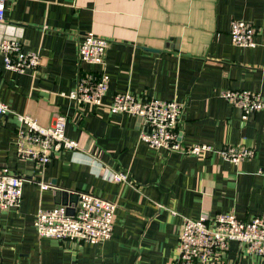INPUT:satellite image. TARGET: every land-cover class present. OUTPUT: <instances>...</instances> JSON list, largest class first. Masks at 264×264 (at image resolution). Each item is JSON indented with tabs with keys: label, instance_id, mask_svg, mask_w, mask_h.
Returning a JSON list of instances; mask_svg holds the SVG:
<instances>
[{
	"label": "crops",
	"instance_id": "crops-1",
	"mask_svg": "<svg viewBox=\"0 0 264 264\" xmlns=\"http://www.w3.org/2000/svg\"><path fill=\"white\" fill-rule=\"evenodd\" d=\"M233 19L251 21L256 45L230 36ZM93 32L109 40L104 64L79 57V43ZM15 38L41 64L7 68L0 50V172L25 179L19 205L0 210V264H179L185 217L234 212L264 215V109L243 111L222 96L227 89L264 95V0H9L0 41ZM110 76L103 103L69 96L82 76ZM178 100L183 145H247L241 162L218 152L186 154L154 148L140 139L141 118L115 113L118 92ZM44 126L57 114L78 149L56 151L47 165L17 155V114ZM114 171L129 181L119 182ZM52 187L43 189L41 183ZM77 191L117 203L112 237L99 243L40 237L39 209L72 206ZM72 209V208H71ZM206 264H264L238 241Z\"/></svg>",
	"mask_w": 264,
	"mask_h": 264
},
{
	"label": "built area",
	"instance_id": "built-area-1",
	"mask_svg": "<svg viewBox=\"0 0 264 264\" xmlns=\"http://www.w3.org/2000/svg\"><path fill=\"white\" fill-rule=\"evenodd\" d=\"M9 0H0V20L3 19ZM258 33L255 25L245 19H233L230 25L232 41L240 46L256 45ZM109 40L88 32L79 43L81 60L104 64ZM7 68L24 71L41 64L39 53L26 51L15 38L0 41ZM110 87V76L101 72L99 79L82 76L77 87L69 96L78 103H103ZM222 96L243 111V118L264 109V95L248 89H227ZM110 110L132 113L141 118L140 139L154 148L181 151L186 154L202 155L204 152H218L235 163L252 158L253 148L247 145H223L215 148L211 144L196 143L183 145L179 133L184 104L178 100H163L155 97H137L129 91L118 92L109 105ZM11 112L10 105L0 101V116ZM20 127L16 140L17 155L22 159L47 165L56 151L76 150L78 143L66 133L68 118L57 114L53 122L44 126L27 114H17ZM264 176V167L258 169ZM115 181L127 182L129 175L114 171ZM25 179L17 174L0 172V210L19 205L23 195ZM43 189L52 187L41 183ZM77 202L69 206L57 204L51 208L39 209L35 228L40 237H54L59 240L74 239L91 243L106 241L112 237L117 203L87 191H77ZM72 208V209H71ZM231 241L242 243L247 250L264 258V215L242 219L234 212L205 214L199 218L185 217L179 245V264H206L220 255Z\"/></svg>",
	"mask_w": 264,
	"mask_h": 264
}]
</instances>
